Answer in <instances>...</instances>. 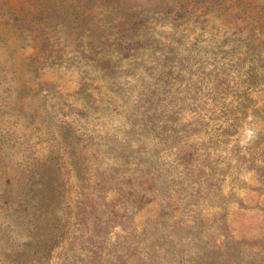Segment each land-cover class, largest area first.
<instances>
[{
    "label": "rangeland",
    "instance_id": "obj_1",
    "mask_svg": "<svg viewBox=\"0 0 264 264\" xmlns=\"http://www.w3.org/2000/svg\"><path fill=\"white\" fill-rule=\"evenodd\" d=\"M0 264H264V0H0Z\"/></svg>",
    "mask_w": 264,
    "mask_h": 264
}]
</instances>
